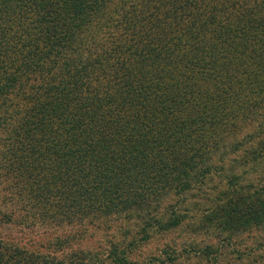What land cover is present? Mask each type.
<instances>
[{"label":"trees","instance_id":"16d2710c","mask_svg":"<svg viewBox=\"0 0 264 264\" xmlns=\"http://www.w3.org/2000/svg\"><path fill=\"white\" fill-rule=\"evenodd\" d=\"M216 179L193 232L264 225V0H0V264H101L89 226L134 246Z\"/></svg>","mask_w":264,"mask_h":264},{"label":"rangeland","instance_id":"374dc122","mask_svg":"<svg viewBox=\"0 0 264 264\" xmlns=\"http://www.w3.org/2000/svg\"><path fill=\"white\" fill-rule=\"evenodd\" d=\"M240 137L241 135L237 134L233 139ZM229 164L230 162L227 168ZM217 183L218 179L213 183L209 182L203 190L195 191L194 197L192 195V197H188L189 201L187 200L185 204L188 206L191 204L192 207L198 202H203L201 197H206V193L211 194L213 192L211 188ZM196 208L189 213L190 220L188 217L186 225L182 228L168 233H154L151 239L141 240L131 247L127 246L132 242L141 223L117 217L105 222H97V224L89 226L90 229L80 236V246L90 254L86 258V263L101 259V264H118L115 261L116 257L128 256L130 264H153L154 258L168 260V253L172 258H179L180 262L201 261V257L199 258L195 251L190 252L194 243L199 247L210 245L215 248V251H220V254H213L210 259H205V262L209 261L210 264H264V225L259 228L253 227L235 235L230 240H225V234L218 235L215 231L193 232V228L197 225L196 222L202 218L201 212H197ZM38 235L40 238L44 236L42 233H38ZM139 238L140 236H138V240Z\"/></svg>","mask_w":264,"mask_h":264}]
</instances>
